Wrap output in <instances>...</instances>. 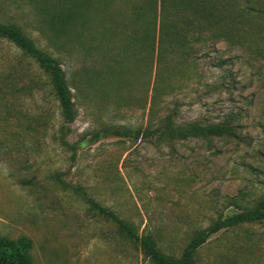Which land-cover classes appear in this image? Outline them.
<instances>
[{
    "label": "rangeland",
    "instance_id": "1",
    "mask_svg": "<svg viewBox=\"0 0 264 264\" xmlns=\"http://www.w3.org/2000/svg\"><path fill=\"white\" fill-rule=\"evenodd\" d=\"M63 1L59 30L60 0H0V22L58 59L74 103L67 122L48 76L0 37V234L28 238L34 264H155L117 217L178 259L264 198V0H235L254 8L240 40L194 31L164 61L145 40L151 0ZM192 262L264 264V219L211 232Z\"/></svg>",
    "mask_w": 264,
    "mask_h": 264
},
{
    "label": "trees",
    "instance_id": "2",
    "mask_svg": "<svg viewBox=\"0 0 264 264\" xmlns=\"http://www.w3.org/2000/svg\"><path fill=\"white\" fill-rule=\"evenodd\" d=\"M59 3L61 8L55 16L51 17L50 24L58 28L60 26L59 30H64L68 23L67 15L71 12V4L63 0ZM157 3V0H151L146 7L145 23L149 33L145 40L149 54L156 53L157 60L162 61L167 59L169 54L187 55L188 50L192 48V42L202 40L200 35H194V31H209L207 37L211 40L225 39L231 42L240 40V33L244 32L245 21H252L250 19L240 21L239 16L246 17L254 11V8L249 5L242 9L237 8L235 0H160L159 6ZM263 12L259 9V13ZM135 19L139 20L138 17ZM0 37L12 42L48 76L63 119L67 122L72 121L74 103L66 82L65 72L58 59L39 48L17 25L0 22ZM188 128L192 131L196 127L190 125ZM91 205L96 207L100 213L113 216L111 211L98 203L91 201ZM115 218L127 236L138 242L145 255L150 257L155 264H193L194 250L206 240L211 232H216L227 225L264 219V198L252 207L229 218L216 221L208 231L197 233L178 259L163 254L150 237L139 236L131 225ZM30 250L31 242L28 238L12 239L0 234V264H34Z\"/></svg>",
    "mask_w": 264,
    "mask_h": 264
}]
</instances>
